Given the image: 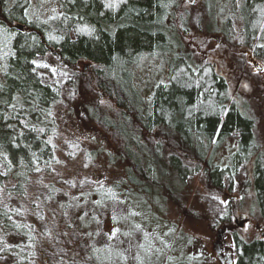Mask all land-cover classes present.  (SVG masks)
Here are the masks:
<instances>
[{"label":"trees","instance_id":"trees-1","mask_svg":"<svg viewBox=\"0 0 264 264\" xmlns=\"http://www.w3.org/2000/svg\"><path fill=\"white\" fill-rule=\"evenodd\" d=\"M217 1L201 3L212 14ZM56 2V13L42 18L34 14L32 0H0V33L7 40L0 59V229L24 241V246L3 244L1 254L13 257L16 264L36 263L33 224L19 220L18 210L10 205L24 196L37 173L50 172L55 160L54 108L61 92L42 79L37 62L50 50L66 66L88 61L100 97L113 104L110 115L91 113L124 144L121 159L130 160L126 175L112 183L113 189L125 188L140 198L139 189L152 184L177 201L178 180L186 185L190 175L203 171L210 187L222 190L229 180L231 190L243 168L247 178L235 208L255 210L264 219V141L256 135L248 104L227 97L229 85L219 61L196 60L187 49L186 22L179 19L178 27L175 22L183 0ZM226 12L223 40L247 47L264 60V0H228ZM147 55L165 59L168 67L167 77L148 92L135 76L139 59ZM231 133L237 134V146L225 164L214 161L212 154L205 157L212 141L215 149ZM36 186L54 199L51 182ZM96 201H103V195ZM232 241L234 264H264V237L247 240L233 231ZM75 249L74 244L64 251L56 264H73L75 258L78 263L104 264L102 254ZM166 264L192 262L183 255Z\"/></svg>","mask_w":264,"mask_h":264},{"label":"rangeland","instance_id":"rangeland-1","mask_svg":"<svg viewBox=\"0 0 264 264\" xmlns=\"http://www.w3.org/2000/svg\"><path fill=\"white\" fill-rule=\"evenodd\" d=\"M182 3L175 22L176 27L180 25L179 19L186 22L187 49L196 60L215 57L219 61L229 85L227 97H239L248 104L249 113L255 118L256 135L264 141V60L254 57L247 47L223 40L221 29L228 0H218L212 14L206 12L201 0ZM57 9L56 0H32L34 14L42 18L51 17ZM6 48L7 40L0 33V59ZM37 62L42 79L61 92L54 108L55 160L50 172L37 173L24 196L14 198L10 205L18 210L19 220L33 224L36 231L32 249L37 255L35 264H56L74 244L79 252L92 250L99 256L102 254L104 264L110 258L109 264L124 261L146 264L145 260L147 264H166L183 255L192 264H222L216 253L218 247L220 253L233 262L235 259L233 231L247 240L264 237V219L255 210L235 208L247 178L243 168L239 169L231 190L229 180L222 190L210 187L203 171L190 175L186 185L178 180L174 186L177 201L166 190L152 184L139 189L140 198L125 188L113 189L112 183L126 175L125 166L130 160L120 157L125 151L122 141L91 117L92 112L110 115L113 106L103 94L100 97L91 64L79 61L74 67L66 66L51 50ZM256 63L262 66L261 70H256ZM167 72L165 59L143 56L135 68L136 81L148 92L167 77ZM237 138L236 133H231L215 149L212 141L205 157L212 154L214 161L225 164L237 146ZM133 151L138 159L139 152ZM167 171L164 170L168 177ZM38 182L53 184L54 199L36 186ZM97 195H103V201L95 203ZM241 218L244 222L238 226ZM3 244L24 246V241L0 229V249ZM74 261L73 264H83L76 258ZM0 264L16 263L13 257L0 252Z\"/></svg>","mask_w":264,"mask_h":264},{"label":"water","instance_id":"water-1","mask_svg":"<svg viewBox=\"0 0 264 264\" xmlns=\"http://www.w3.org/2000/svg\"><path fill=\"white\" fill-rule=\"evenodd\" d=\"M251 59H252V60H256V59H254V58H251ZM256 61H257V60H256ZM255 68H256V70H261V69H262V66H261L259 63H256V67H255ZM243 222H244V219L241 218V222L238 223V226H240ZM219 238H220V239L222 238V234L219 235ZM220 250H221V249L218 247V248L216 249V253L218 254V257H219L221 263H222V264H234L233 260H232L230 257H228V256L223 255L222 253H220Z\"/></svg>","mask_w":264,"mask_h":264},{"label":"snow or ice","instance_id":"snow-or-ice-1","mask_svg":"<svg viewBox=\"0 0 264 264\" xmlns=\"http://www.w3.org/2000/svg\"><path fill=\"white\" fill-rule=\"evenodd\" d=\"M189 2H191V3H194V2H195V0H189Z\"/></svg>","mask_w":264,"mask_h":264}]
</instances>
